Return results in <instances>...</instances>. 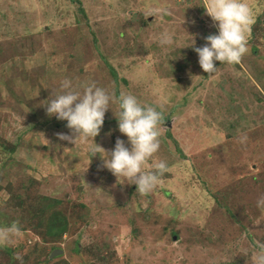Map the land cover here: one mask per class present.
I'll return each instance as SVG.
<instances>
[{
  "label": "rangeland",
  "instance_id": "374dc122",
  "mask_svg": "<svg viewBox=\"0 0 264 264\" xmlns=\"http://www.w3.org/2000/svg\"><path fill=\"white\" fill-rule=\"evenodd\" d=\"M79 1L0 0V228L20 229L0 243V264H257L264 0H244L253 14L247 54L215 62L210 77L190 46L218 34L207 0ZM165 31L170 46L159 43ZM65 78L80 91L95 83L162 112L160 149L142 171L161 162L167 171L151 192L137 193L99 153L92 157L94 142L109 153L117 138L131 148L118 105L94 141L58 138L71 132L44 102ZM46 199L67 217L58 237L38 224Z\"/></svg>",
  "mask_w": 264,
  "mask_h": 264
},
{
  "label": "clouds",
  "instance_id": "9594fccd",
  "mask_svg": "<svg viewBox=\"0 0 264 264\" xmlns=\"http://www.w3.org/2000/svg\"><path fill=\"white\" fill-rule=\"evenodd\" d=\"M204 7L216 25L218 34L207 36L202 47H195L194 44L190 46L197 53L200 67L210 77L219 70L215 62L232 65L239 63L247 54L253 14L244 0H207ZM173 42L172 33H160L161 46H170ZM81 87L82 91L65 78L60 83V91L44 102L47 115L66 121V127L71 132L70 135L58 133V138L75 145L82 139L91 138L94 141L104 125L106 112L112 109L111 105H118L119 115L114 112L118 130L127 137V144L131 148L126 146L124 140L117 138L114 149L109 153L94 142L92 157L99 153L103 167L117 178L124 177L131 181L137 193L151 192L167 171L164 162L156 166V171H142L146 161L160 149L162 112L156 107L142 104L135 95L129 93L121 92L114 96L95 83ZM258 204H264V198ZM19 231L15 223L0 228V243H11L13 235ZM255 259L257 264H264V251H259Z\"/></svg>",
  "mask_w": 264,
  "mask_h": 264
},
{
  "label": "trees",
  "instance_id": "16d2710c",
  "mask_svg": "<svg viewBox=\"0 0 264 264\" xmlns=\"http://www.w3.org/2000/svg\"><path fill=\"white\" fill-rule=\"evenodd\" d=\"M77 1L80 2L79 0ZM257 25L259 26V23H257ZM111 72L114 78H116L117 73H115V70L111 69ZM175 83L179 84L178 78L175 79ZM53 201L54 200L46 199L42 202L40 210L38 211V224H40L39 227L46 229L47 236L58 237L67 229L68 221L65 213L61 210L59 205L55 204Z\"/></svg>",
  "mask_w": 264,
  "mask_h": 264
}]
</instances>
